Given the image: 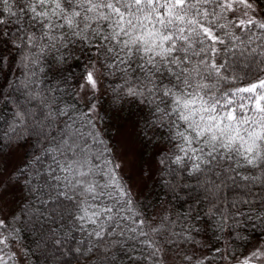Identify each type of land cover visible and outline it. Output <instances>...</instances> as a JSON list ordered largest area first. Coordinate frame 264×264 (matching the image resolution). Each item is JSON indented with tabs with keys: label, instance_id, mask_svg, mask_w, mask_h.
Instances as JSON below:
<instances>
[{
	"label": "snow or ice",
	"instance_id": "snow-or-ice-1",
	"mask_svg": "<svg viewBox=\"0 0 264 264\" xmlns=\"http://www.w3.org/2000/svg\"><path fill=\"white\" fill-rule=\"evenodd\" d=\"M241 9L249 17L247 20L233 21L227 17L228 13ZM248 10H255L249 0H0V69L7 62L3 53L10 48L18 50L21 63L30 60L38 64L48 51L78 44L90 64L93 56L101 62L105 74L112 68L122 70L126 77L138 72L139 75L126 78L123 85L112 89V104L127 98L128 103L148 109L149 116L139 133L145 146L153 143L155 137L171 145L168 149L171 155L157 153L160 163L180 165L185 170L190 164V175L210 173L218 177L219 184L212 181L204 189L209 198L227 186L241 191L238 203H251L253 196L264 203V78L244 87L220 88V81L227 82L220 73L223 65L210 62L217 52L216 45L224 44L216 29L240 28L246 36L253 27L264 29V22H257ZM234 39L244 43L239 36ZM82 79L79 88L84 94L86 111L79 109L80 115L75 119L83 118L91 129L87 135L98 147L103 146L95 154L96 159L103 160V167L97 164L88 171H79L80 177L91 175L92 179L76 181L93 201L81 209L83 214L79 217L96 226L89 233L94 243L87 251H98L103 264L124 260L143 264L144 259L163 264L165 245H177L179 241L172 237L182 234H166L164 222H170L169 217L156 213L155 205L150 212L148 197L141 200L134 196L121 179L117 171L120 165L110 158L111 149L97 127L104 116L100 112L102 96L98 95L100 84L94 64L82 73ZM236 96L249 100L251 106L244 103L233 106L232 97ZM28 99H32L30 93ZM68 114L69 109H62L54 116ZM33 115L27 107L17 108L8 128L13 135L7 136V143L3 142L6 134L0 135V156L12 146L13 139H22ZM69 119L75 123L73 117ZM64 144L65 152L84 157L66 163V168H83L89 162L91 149L86 147L83 134H74L71 143ZM27 167L25 163L9 172L7 164L0 160V195L7 192L12 182H20ZM97 174L105 178L104 183L95 179ZM161 186L172 190L167 181H162ZM253 189L259 191L254 193ZM219 198L217 195L216 199ZM157 216L161 225L152 227L151 221ZM16 219L15 215L10 220L8 215L0 214V264H8L15 255L5 258L4 249L15 239L14 232L18 230L10 225ZM199 231L192 224L183 241L202 247L192 235ZM145 250L146 256L136 254ZM258 255L261 253H252L253 257ZM183 259L193 264L192 256L185 255ZM242 264H249V259Z\"/></svg>",
	"mask_w": 264,
	"mask_h": 264
},
{
	"label": "trees",
	"instance_id": "trees-1",
	"mask_svg": "<svg viewBox=\"0 0 264 264\" xmlns=\"http://www.w3.org/2000/svg\"><path fill=\"white\" fill-rule=\"evenodd\" d=\"M253 1L258 4L264 17V0ZM227 17L231 19L230 13ZM220 22L225 23V20ZM215 32L224 40V44L216 45L218 53L210 62L223 65L220 73L227 78V82L220 81L218 87L230 90L264 78V63L261 62L264 61V56L261 55L264 52V29L253 27L248 36L235 27L216 29ZM226 32L229 34L226 35ZM236 36L241 37L244 43L235 40ZM252 49H255V53H252ZM3 55L7 56L6 65L0 69V135L6 134L3 142L7 143V136L13 135L8 132V128L12 125L13 113L19 106L27 107L34 113L29 122L30 127L24 131L22 139H13L12 146L4 149L6 154L12 147L22 146L24 154L19 166L25 163L28 165L20 180L23 199L13 214L17 219L10 225L18 231L14 232L15 239L9 241V248L4 249L5 258L15 254L8 264H103L98 251H87L94 243V238L89 233L96 226L79 217L83 214L81 209L93 201L83 192V186L76 183L77 180L92 179L91 175L80 177L79 171H88L89 167L97 164L103 167V160H98L95 156L103 146L98 147L87 135L91 129L83 118L75 119L80 115L79 109L86 111V107L77 101L75 90L82 79V73L86 72L88 57L78 44L50 50L41 57L38 64H32L30 60L21 63L15 48H10ZM92 61L100 69L103 86L111 104L112 89L123 85L126 78L139 75L138 72L130 73L126 77L122 70L115 68L107 69L108 74H105L106 69L101 67V62L95 56ZM195 62L194 59L193 63ZM195 75L193 73L194 77ZM234 77L238 79L233 80ZM29 93L31 100L28 99ZM120 95L123 96V93ZM232 99L233 106L240 103L251 106L249 100H241L239 96ZM119 106L135 118L140 132L143 121L149 116L148 109L128 103L127 98L113 105L115 108ZM62 109H69V114L54 116L57 110ZM69 116L75 119V123ZM97 127L101 130L107 147L111 149L110 158L115 161L112 133L101 129L98 124ZM74 134H83L87 141L86 147L91 149L87 156L89 162L83 168L65 167L66 163L72 164L73 160L84 158L80 155L73 156L72 151H64V142L71 143ZM153 139L157 141L158 137ZM160 141L165 147L157 153H168L171 145ZM157 153L154 156L157 172L153 180L147 181L144 192L138 198L143 200L147 196L150 212L153 211L152 205H155L156 213L169 217L170 222H164L166 234H182L172 237L179 241L177 245H165L167 250L163 264H187L183 259L185 255L193 257V264L200 260L204 264H221L226 259L241 257L255 242L264 244V203L259 198L253 196L250 198L251 203H238L236 201L241 199V191L227 186H222L219 193L213 192L209 198L204 189L212 181L219 184L218 177L210 173L190 175V164L188 170L180 165L161 164ZM105 158H108V154H105ZM117 171L128 186L126 178L120 174L119 169ZM95 179L101 184L105 182V178L99 174L95 175ZM162 181H167L172 190L163 188ZM258 191L253 189L254 193ZM217 195L219 199H216ZM209 199L212 203H209ZM21 208L24 209L23 212ZM192 224L200 229L198 234L193 232L192 235L202 247L183 241V236L187 235V229ZM160 225L159 216L151 221L152 227ZM217 248L220 249L219 252L215 251ZM136 254L146 256L147 251ZM118 264L129 262L118 261ZM143 264L152 262L144 259Z\"/></svg>",
	"mask_w": 264,
	"mask_h": 264
},
{
	"label": "rangeland",
	"instance_id": "rangeland-1",
	"mask_svg": "<svg viewBox=\"0 0 264 264\" xmlns=\"http://www.w3.org/2000/svg\"><path fill=\"white\" fill-rule=\"evenodd\" d=\"M254 5V11L248 10L249 15L258 21H264L262 12L258 4L249 0ZM231 19L237 21L238 19L247 20L249 17L243 14V9L230 13ZM218 53V52H217ZM96 76L100 84V91L98 95L102 96L100 112L104 116L103 122H97L101 129L112 133L113 154L116 164H119V172L126 178L128 187L131 188L134 196H140L149 180H153L157 172V163L154 160L155 154L164 149V143L159 139H153V143L145 146L143 136L140 135L135 118L129 114L126 109L119 106L113 107L110 97L103 86V81L100 75V69L95 61ZM92 64L87 65V69L92 67ZM84 81L81 79L76 87L75 97L80 104L85 106V101L82 98L83 93L80 92L79 85ZM79 93V95H77ZM94 119V117H93ZM104 131V132H105ZM24 154L22 146L12 147L6 154L0 156V160L7 164L8 171L11 172L19 167ZM150 171V174H148ZM21 181L19 183L12 182L7 192L0 195V214L8 215L9 218L13 215L19 207L23 199L21 189ZM253 252H259L261 255L252 256ZM248 258L249 264H264V244L253 243L250 249L241 257L226 259L221 264H242Z\"/></svg>",
	"mask_w": 264,
	"mask_h": 264
}]
</instances>
